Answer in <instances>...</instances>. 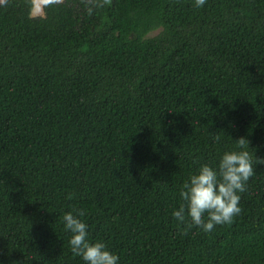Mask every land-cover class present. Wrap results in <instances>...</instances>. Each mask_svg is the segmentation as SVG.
Masks as SVG:
<instances>
[{
    "label": "trees",
    "instance_id": "1",
    "mask_svg": "<svg viewBox=\"0 0 264 264\" xmlns=\"http://www.w3.org/2000/svg\"><path fill=\"white\" fill-rule=\"evenodd\" d=\"M33 7L0 3V264H84L76 209L120 264H264V163L231 223L170 214L235 139L264 159V0Z\"/></svg>",
    "mask_w": 264,
    "mask_h": 264
},
{
    "label": "clouds",
    "instance_id": "2",
    "mask_svg": "<svg viewBox=\"0 0 264 264\" xmlns=\"http://www.w3.org/2000/svg\"><path fill=\"white\" fill-rule=\"evenodd\" d=\"M3 0H0L2 3ZM57 0H40L42 6ZM206 5V0H193L195 8ZM219 140V137H214ZM236 146L219 153L215 163H200L189 172L178 188V202L171 209V216L178 226L197 227L210 232L215 225L231 223L241 211L240 194L246 190L247 181L254 174V163L264 159L250 152L244 137L235 139ZM71 198V194H69ZM84 210L64 211L63 229L68 236L71 252L84 264H120L119 256L111 251L103 239H90Z\"/></svg>",
    "mask_w": 264,
    "mask_h": 264
},
{
    "label": "rangeland",
    "instance_id": "3",
    "mask_svg": "<svg viewBox=\"0 0 264 264\" xmlns=\"http://www.w3.org/2000/svg\"><path fill=\"white\" fill-rule=\"evenodd\" d=\"M32 14L34 15L42 14V5L40 3V0H34V7L32 9ZM151 33L154 34L155 31H152Z\"/></svg>",
    "mask_w": 264,
    "mask_h": 264
}]
</instances>
